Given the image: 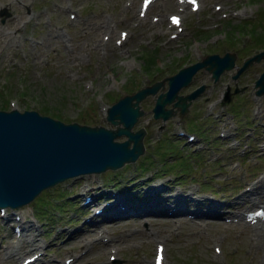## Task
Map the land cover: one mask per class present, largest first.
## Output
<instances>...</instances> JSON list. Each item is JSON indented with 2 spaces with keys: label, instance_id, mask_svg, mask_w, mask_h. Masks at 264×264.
<instances>
[{
  "label": "rangeland",
  "instance_id": "rangeland-1",
  "mask_svg": "<svg viewBox=\"0 0 264 264\" xmlns=\"http://www.w3.org/2000/svg\"><path fill=\"white\" fill-rule=\"evenodd\" d=\"M136 1L129 0L127 6L122 7L123 0H0L8 13L0 15V105L7 108L11 103L19 109L46 106L44 109L48 111H39L57 114L63 121L77 120L113 127L103 118L100 104H109L123 91H133L172 73L180 63L194 59L195 49L201 55L233 50L234 65L220 70L216 80L199 66L189 82L177 89L183 94L203 86L190 98L182 115L177 114V109L164 119L151 115L150 107L159 88L139 100L142 112L131 128L143 127L144 150L131 163L93 175L68 177L47 189L53 187L54 192H70L71 200L77 199V205L81 201L77 193L84 186L83 182L101 183L96 189L103 186L118 188L125 195L124 188L131 187L129 191H133L140 178L156 177L154 183L164 181L173 190L179 187L191 193L197 191L200 199L206 195L225 203L241 199L248 193L242 192L245 184L260 183V179L256 181L258 176L264 183V156H260L264 150V91L255 98L250 96L255 75L264 69V51L258 59H251L236 76L232 77V73L246 53L251 54L261 46L264 50V0H200L196 11L185 8L180 12L182 33L174 38L168 36L170 30L165 16L166 12L176 9L174 0H154L148 7L146 15L163 14L162 20L149 22L145 16L137 23ZM216 2L221 7L215 10L212 5ZM234 9L243 14H231ZM221 10L228 14L220 16ZM103 15L109 18L104 20ZM18 18L25 20L23 27L12 29ZM109 19L115 21L116 28L126 27L129 33L115 45V28L109 32L105 45L98 46L97 37L105 30L101 24ZM238 21L244 22L241 28L230 25ZM214 22L216 25L212 26ZM153 49L155 57L147 66L142 57ZM164 84L165 88V81ZM227 85L229 97L221 100ZM164 105L169 107L170 103ZM206 105H211L207 112ZM177 125L194 131L195 139L186 142L183 136H177ZM223 130L227 135L218 136L217 132ZM214 135L218 140L212 138ZM114 138L122 139L124 134ZM143 155L150 157L145 171L138 167ZM170 158L176 164L179 159L187 158L188 166L183 171L179 166L168 168ZM134 177L137 179L128 183ZM203 183L209 187H202ZM243 201V205L230 208L238 210L255 205ZM258 202H264V195ZM20 206L22 212L31 217L35 202L30 200ZM195 209L200 208L191 210ZM232 210L224 213H232ZM200 211L192 218L184 213L162 215L165 219L156 221L144 216L146 222L141 217L102 222L96 226V230L97 227L107 230L102 229L104 238L101 240L97 238L96 230L88 229L91 224L82 223V217L77 221V213L69 210L58 213L59 217L54 215L56 209L51 208V214L58 219L48 224L41 217L40 222L37 220L38 227L29 230L35 234L38 244H45L41 262L36 260L30 264H65L66 256L73 258L69 264H99L101 261L151 264L155 237L163 238V256L172 264H264L262 226L259 234L257 225L222 217L215 221L214 218L201 219L199 217L204 216H197ZM67 216L70 218L66 219ZM4 224L0 218V264H18L32 249H29L30 244L23 243V239H16ZM45 226L50 228L49 234L44 232ZM69 228L78 231L67 238L65 231ZM105 240L102 247L101 241ZM15 245L22 256L16 257L17 252L5 256V250L13 249ZM213 245H218L219 252L213 250ZM111 253L117 261H109Z\"/></svg>",
  "mask_w": 264,
  "mask_h": 264
},
{
  "label": "water",
  "instance_id": "water-1",
  "mask_svg": "<svg viewBox=\"0 0 264 264\" xmlns=\"http://www.w3.org/2000/svg\"><path fill=\"white\" fill-rule=\"evenodd\" d=\"M261 54L259 52L245 58L236 67L234 76L251 59H258ZM233 58L234 53L229 51L207 53L173 73L132 92L122 93L108 107L106 118L113 127L64 122L34 109L0 108V206L27 202L41 189L67 176L114 168L134 159L144 149L143 127L131 128L142 112L139 100L159 88L151 106L152 116L165 118L175 109L182 114L189 99L202 86L183 94L178 93L177 89L190 80L199 66L209 70L216 79L220 70L233 66ZM254 85L256 91H264V69L254 80ZM228 94L227 88L223 100L228 99ZM167 102L170 103L169 107L164 105ZM118 134L125 137L115 139L114 136Z\"/></svg>",
  "mask_w": 264,
  "mask_h": 264
},
{
  "label": "bare ground",
  "instance_id": "bare-ground-1",
  "mask_svg": "<svg viewBox=\"0 0 264 264\" xmlns=\"http://www.w3.org/2000/svg\"><path fill=\"white\" fill-rule=\"evenodd\" d=\"M171 3V1H170ZM168 4V3H167ZM162 12V11H161ZM100 25V23H97L96 25ZM207 102V101H206ZM206 104V103H205ZM211 106H205V110L206 112L210 109ZM215 108V107H214ZM153 120V119H152ZM150 120V121H152ZM169 120V119H168ZM176 120V119H175ZM174 123V122H173ZM177 123V122H176ZM136 168V167H135ZM138 172V171H137ZM101 174V173H100ZM163 174V173H162ZM158 175V174H157ZM122 179V178H121ZM202 179V178H201ZM237 180V179H236ZM235 180V181H236ZM260 183L258 182H255L253 184V186L251 187L250 189V192L252 194L254 193H257L258 190H264V183L263 181L260 179L259 180ZM246 182V181H245ZM77 183V182H76ZM172 183V182H171ZM201 183V182H200ZM241 183V182H240ZM74 184V183H73ZM79 184V182L77 183ZM122 184V183H121ZM153 184H156V183H153ZM176 184V183H175ZM235 184V183H234ZM114 185V184H113ZM126 186V185H125ZM175 186V185H174ZM209 187V186H208ZM212 191V190H211ZM245 190H243L244 192ZM159 192V188L158 187H155V186H151V187H148V188H145V191H144V194L143 196H148V195H151V196H155L157 195ZM175 191H171L170 189H168L164 195L161 196V198H157L156 201L154 199H149L147 201H143L142 199L140 198H136V199H125L124 197L122 196H119L117 192H113L110 194V200L107 201L110 203L116 201L118 198L120 200V204L118 203H115L113 204L112 208L111 207H106L107 205L109 204H101V207L102 208H106L109 212H114V213H117L118 215H126V214H132V212H149V213H152L153 216L151 215H147L149 216V220H152V221H156V220H159V219H165V218H161V217H157V215L159 213H161L162 211L161 210H166V209H172L171 213H176L178 210L180 209H184V208H187L189 210H191L193 207H201V208H204L203 210H201L200 212L197 213V216H218L219 212H220V209H219V202L218 201H215V200H207L206 198H202V199H198L197 201H194L193 199H191V197H186L184 195L183 198L179 197V198H175L173 193ZM197 192V191H196ZM200 192V191H199ZM204 192V191H202ZM218 192V191H217ZM123 193V192H122ZM213 193V192H212ZM221 194V193H220ZM225 196V195H223ZM222 199V198H221ZM235 199V198H234ZM243 200H247V201H250V197H248V195H245L243 198ZM73 200V199H72ZM95 201V200H94ZM94 201H91V202H94ZM228 201V200H227ZM78 205V203H77ZM57 206V205H55ZM58 206H59V203H58ZM60 206H62L60 204ZM59 206V207H60ZM45 207V206H44ZM63 207V206H62ZM122 207V208H120ZM53 208V207H52ZM62 209V208H61ZM64 209V208H63ZM87 210V209H86ZM181 212V211H180ZM47 213V211H46ZM179 213V212H177ZM226 213V212H225ZM77 215V214H76ZM59 216V215H58ZM57 217V216H56ZM111 218V217H110ZM128 219V218H126ZM139 219V218H138ZM167 219H170V218H167ZM175 220V219H174ZM118 221H121V220H116L114 222H118ZM132 221V220H131ZM127 222V221H126ZM138 222V221H136ZM135 222V224H137ZM174 221H172L173 223ZM78 223V222H77ZM130 224V223H129ZM154 224V223H152ZM117 225V224H116ZM83 226V225H82ZM74 227V226H73ZM155 227V226H154ZM99 228V227H97ZM70 229V228H69ZM83 229V228H81ZM104 229V228H102ZM263 229V228H262ZM105 230V229H104ZM103 231V230H102ZM107 231V230H105ZM256 231V230H255ZM258 231V230H257ZM61 232V231H60ZM262 232V231H260ZM259 232V234H260ZM158 234V233H157ZM258 234V233H257ZM263 234V233H262ZM159 235V234H158ZM34 240L35 238H31L29 239V244H30V248H34V252H36L40 246V244H38V242L35 243L34 245ZM113 241V239H112ZM23 244V243H22ZM104 244H106V242H102L101 246L104 247ZM17 245V244H16ZM16 245L14 246V248L16 249L15 252H19V250L16 248ZM20 245V244H19ZM18 246V245H17ZM71 246V245H70ZM100 246V245H99ZM21 249V248H20ZM25 249V248H24ZM27 250V249H26ZM33 252V253H34ZM21 255V254H20ZM19 255V256H20ZM22 256V255H21ZM82 258V257H81ZM77 259V258H76ZM84 259V258H83ZM109 260V259H108ZM93 261V260H92ZM84 262V261H83ZM82 262V263H83ZM13 263H14V260H13ZM94 263V262H93ZM99 264H108L104 261H101V262H98ZM75 264V262H74ZM97 264V263H96Z\"/></svg>",
  "mask_w": 264,
  "mask_h": 264
},
{
  "label": "trees",
  "instance_id": "trees-1",
  "mask_svg": "<svg viewBox=\"0 0 264 264\" xmlns=\"http://www.w3.org/2000/svg\"><path fill=\"white\" fill-rule=\"evenodd\" d=\"M230 25H234L239 28H241L243 25H244V22H235V23H230ZM201 30L198 31V33H200ZM206 33H204L205 35ZM155 57V50L153 49L151 52L150 51H147L146 52V55L143 56V61L145 64H147V66H149V63L152 62L153 58ZM3 101H5V98L2 99ZM2 106V105H1ZM44 106V105H43ZM44 108L47 109L46 106H44L43 108L40 106L39 109L40 110H44V111H48V110H45ZM50 112V111H49ZM51 114H53L52 112H50ZM54 116H57L59 117V115L57 114H53ZM199 130V129H198ZM166 135V134H164ZM183 158V157H182ZM146 159V160H145ZM186 159L187 158H184L183 160L182 159H179L178 160V163L176 164L175 161L169 160V164H168V168H171V167H181L182 170H185V168L188 166V162H186ZM150 159H149V156L145 155L139 162H138V167L140 169H144L145 168V162H148ZM163 165V164H162ZM48 194V191H42L36 198H35V203H36V211H37V215H40V216H44V217H47L46 215V211L47 209H51L52 207L53 208H59L60 210H62L63 208L65 209V207L67 206H71V202L70 200H67V199H64V197H62V194H60V192H54V194L52 195H47ZM47 195V196H46ZM55 195V196H54ZM58 203H59V206L60 204L63 206H58ZM57 205V206H55ZM45 206V207H44ZM62 208V209H61Z\"/></svg>",
  "mask_w": 264,
  "mask_h": 264
},
{
  "label": "snow or ice",
  "instance_id": "snow-or-ice-1",
  "mask_svg": "<svg viewBox=\"0 0 264 264\" xmlns=\"http://www.w3.org/2000/svg\"><path fill=\"white\" fill-rule=\"evenodd\" d=\"M174 22H177V21L174 19Z\"/></svg>",
  "mask_w": 264,
  "mask_h": 264
}]
</instances>
